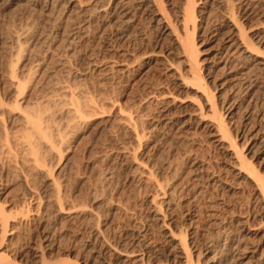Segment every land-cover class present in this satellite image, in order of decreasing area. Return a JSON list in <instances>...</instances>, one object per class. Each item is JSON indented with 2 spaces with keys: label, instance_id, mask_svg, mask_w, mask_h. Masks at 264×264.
Here are the masks:
<instances>
[{
  "label": "rangeland",
  "instance_id": "obj_1",
  "mask_svg": "<svg viewBox=\"0 0 264 264\" xmlns=\"http://www.w3.org/2000/svg\"><path fill=\"white\" fill-rule=\"evenodd\" d=\"M160 1L173 28L185 0ZM149 5L0 0V264H185L181 233L199 264H264L261 190L212 137ZM196 5L200 73L264 177V0ZM232 14L261 57L233 36ZM36 113L50 147L22 121Z\"/></svg>",
  "mask_w": 264,
  "mask_h": 264
},
{
  "label": "bare ground",
  "instance_id": "obj_2",
  "mask_svg": "<svg viewBox=\"0 0 264 264\" xmlns=\"http://www.w3.org/2000/svg\"><path fill=\"white\" fill-rule=\"evenodd\" d=\"M197 1L196 0H185L186 6H185V8H183V10H181L180 16H179V18H181L180 19L181 22H178L177 20H175L173 23L176 26H174L173 28L171 27L173 24L169 19L170 16L166 12L165 8L163 7L164 3L162 5V1H160V0H149V3H151V5H149V6L152 7L153 14H154L155 18H158V19H160V21H163V24L164 23L166 24V29L171 30V33L173 34V36H175V39H176L177 43L179 44V47L182 49L183 56L185 57L186 62H187L189 69H190V75H191L190 78L192 80L191 84H193L195 87H197V91L200 93L201 98L204 99V101H205V107L204 108L209 110V112L211 113V115L213 117L212 119H214V122L211 125L212 137L215 138V140H217L216 142H218L219 144H221L223 146H224V144L228 145L226 147V149L229 148L228 151H230V150L233 151V154H234L236 160L238 161V166L241 169H243L244 171L248 172V174H249L248 177L253 182H255L257 184L259 190H261L260 194H261L262 198L264 199V177L261 176L259 173H257L254 170V168L252 167V165L247 162V158L242 153V151L239 150V146H238L237 142L233 138H231L232 136L228 132L227 125H226V117H229L232 115L231 110L230 109H229L230 111L227 110V112H225V114L219 113V111H218L219 103L217 102L216 96H215L216 92H214V90L211 88V86L209 85L207 80L200 73L202 71L200 70L199 55L197 54V49H196L197 47L195 44V32H196V24H195V11L196 10H195V7L197 6L196 5ZM200 1H202V0H200ZM234 16L232 14V16H231L232 19L230 20L234 26V29H235V34L233 36H235L237 38V40H239L240 43H242V46L246 49L247 52H251L254 55H256L257 57H261L262 55L261 56L259 55L260 54L259 50H256L255 49L256 47L252 46L250 44V42H248L249 40L247 39V35L245 34L244 28L241 26V24H239V21H237L236 20L237 18L236 17L234 18ZM178 23H181V28H180V25L178 27ZM236 38H235V40H236ZM231 39H233V38L231 37ZM215 91H217V90H215ZM2 105L3 104L0 102V107H2ZM200 108H201L200 110L202 113L204 108L202 106ZM74 113H75V111H74ZM76 114H78L77 110H76ZM74 118H76V117H74ZM22 121H23V123L26 124L27 127H30L31 132L34 131L33 133L38 134L42 138V141H44V142L46 141L44 144L47 147L48 146L50 147V145L48 144V142H49L48 138L50 136L49 135H48L49 137L47 136V134H46L47 131L43 132L41 116L37 115V113L36 114H22ZM57 127H59V126H57ZM28 135H30V134H28ZM26 137H29V136H25V138ZM31 137H33V134L31 135ZM34 137H36V136H34ZM40 137H39V139H40ZM22 145H25L26 148L27 147L30 148V147H32L31 146L32 142L30 140H28L25 142V144H22ZM32 149L33 148H31V150ZM2 151L4 152V150H2ZM6 153H8V154L11 153V150L7 149ZM30 154L32 155V153H30ZM149 176L151 177V175H148V177ZM151 179H153V178H151ZM152 181H154V180H152ZM155 184L157 185V189H158L157 191H162L163 188H161V186L157 182H155L154 185ZM157 207L158 206H155V213H156V215H160L159 208H157ZM4 217H5V210L0 207V218L4 219ZM171 237H172V241L175 244L174 248L177 251V254L184 259L185 264H199V262L197 260H195L193 257V254L191 252L192 250L190 249V246L188 244L186 234L181 233L178 237L175 234H173ZM139 259H137V260L139 261ZM143 262L140 261L138 264H140V263L143 264ZM148 264H153V263L150 262Z\"/></svg>",
  "mask_w": 264,
  "mask_h": 264
}]
</instances>
